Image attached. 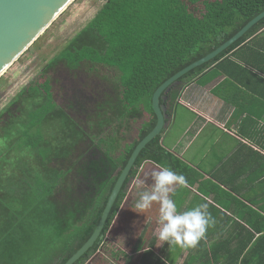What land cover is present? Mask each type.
I'll return each instance as SVG.
<instances>
[{"label": "trees", "instance_id": "obj_1", "mask_svg": "<svg viewBox=\"0 0 264 264\" xmlns=\"http://www.w3.org/2000/svg\"><path fill=\"white\" fill-rule=\"evenodd\" d=\"M262 12L264 0H106L39 77L0 110V264H65L94 233L130 156L155 128V91ZM234 56L245 57L244 65ZM230 66L264 82V18L183 75L161 105L174 102L194 80L208 86L231 75ZM124 118H144L137 136L125 135ZM162 133L140 152L103 237L74 264H120L118 257L128 258L108 233L144 162L194 181L188 176L192 168L163 147ZM249 209L248 222L209 226L191 258L197 257V264H264V213ZM156 241L134 249L144 247L143 256H155ZM152 261L165 264L157 256Z\"/></svg>", "mask_w": 264, "mask_h": 264}, {"label": "crops", "instance_id": "obj_2", "mask_svg": "<svg viewBox=\"0 0 264 264\" xmlns=\"http://www.w3.org/2000/svg\"><path fill=\"white\" fill-rule=\"evenodd\" d=\"M244 58L232 59L244 65L241 61ZM229 71L231 75H220L208 86L194 80L186 84L174 102L169 100L167 123L160 142L193 170L188 176L194 181H188V187L177 186L171 195L177 211L207 203L216 223L232 224L248 222L249 208L264 213V209L262 212L259 209L264 207V82L233 66ZM223 81L225 87L217 92V86ZM161 167L153 161L144 162L128 185L108 233L114 246L128 256L118 257L120 264H154L152 260L156 256L165 264H197V257L191 258L197 256V247H170L168 242L158 245V239L152 249L155 256H143L156 237L158 205L153 204L146 213L137 212L133 207L139 193L151 188V172ZM259 216L253 214L252 218L260 220ZM208 235L216 236L212 231ZM140 244L147 248L135 251L134 247L139 248Z\"/></svg>", "mask_w": 264, "mask_h": 264}, {"label": "water", "instance_id": "obj_3", "mask_svg": "<svg viewBox=\"0 0 264 264\" xmlns=\"http://www.w3.org/2000/svg\"><path fill=\"white\" fill-rule=\"evenodd\" d=\"M72 1L73 0H0V78L20 56L38 40L42 33L56 20V18H58ZM263 18L264 12L251 20L242 30L222 46L175 74L155 91L152 97L153 110L158 119L155 128L136 146L130 156L128 163L116 181L94 233L65 264H74L95 244L98 238L103 237L102 232L111 209L140 152L156 136L160 135L166 126V107L161 105V97L163 94L169 90L170 86L178 84L179 79L183 75L217 57Z\"/></svg>", "mask_w": 264, "mask_h": 264}, {"label": "rangeland", "instance_id": "obj_4", "mask_svg": "<svg viewBox=\"0 0 264 264\" xmlns=\"http://www.w3.org/2000/svg\"><path fill=\"white\" fill-rule=\"evenodd\" d=\"M105 2L106 0H73L70 3L0 78V110L7 106L11 98L24 86L35 77H39L42 69L60 52L69 39L82 30ZM143 120L144 118L125 119L124 125L126 122L125 128L128 130L125 135H130V138L135 135Z\"/></svg>", "mask_w": 264, "mask_h": 264}, {"label": "clouds", "instance_id": "obj_5", "mask_svg": "<svg viewBox=\"0 0 264 264\" xmlns=\"http://www.w3.org/2000/svg\"><path fill=\"white\" fill-rule=\"evenodd\" d=\"M150 175L151 188L139 193V199L133 209L146 213L153 204L158 205V227L155 230L158 245L168 242L170 247H197L200 240L205 238L207 228L215 223L208 212V204H198L190 210L178 212L171 195L177 186L188 187L186 177L166 166L153 170Z\"/></svg>", "mask_w": 264, "mask_h": 264}]
</instances>
